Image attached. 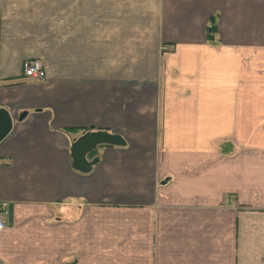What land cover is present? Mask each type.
<instances>
[{"label": "crops", "instance_id": "1", "mask_svg": "<svg viewBox=\"0 0 264 264\" xmlns=\"http://www.w3.org/2000/svg\"><path fill=\"white\" fill-rule=\"evenodd\" d=\"M0 107V264H264V0H0Z\"/></svg>", "mask_w": 264, "mask_h": 264}, {"label": "water", "instance_id": "2", "mask_svg": "<svg viewBox=\"0 0 264 264\" xmlns=\"http://www.w3.org/2000/svg\"><path fill=\"white\" fill-rule=\"evenodd\" d=\"M26 114V110L21 112L19 119L24 118ZM12 127V114L8 108L0 107V143L9 135ZM103 144L125 146L127 141L121 134L102 130V128L85 132L72 143L71 152L74 168L82 173L91 172L99 157L90 159L89 155Z\"/></svg>", "mask_w": 264, "mask_h": 264}, {"label": "built area", "instance_id": "3", "mask_svg": "<svg viewBox=\"0 0 264 264\" xmlns=\"http://www.w3.org/2000/svg\"><path fill=\"white\" fill-rule=\"evenodd\" d=\"M23 73L26 78L33 81L41 82L47 78V70L45 63L40 57L26 58L22 64ZM0 204V208H1Z\"/></svg>", "mask_w": 264, "mask_h": 264}, {"label": "trees", "instance_id": "4", "mask_svg": "<svg viewBox=\"0 0 264 264\" xmlns=\"http://www.w3.org/2000/svg\"><path fill=\"white\" fill-rule=\"evenodd\" d=\"M68 130H76V131L81 130L83 132V134L88 131V130H86L85 127L68 128Z\"/></svg>", "mask_w": 264, "mask_h": 264}, {"label": "flooded vegetation", "instance_id": "5", "mask_svg": "<svg viewBox=\"0 0 264 264\" xmlns=\"http://www.w3.org/2000/svg\"><path fill=\"white\" fill-rule=\"evenodd\" d=\"M90 159L95 157V151H93L90 155H89Z\"/></svg>", "mask_w": 264, "mask_h": 264}, {"label": "rangeland", "instance_id": "6", "mask_svg": "<svg viewBox=\"0 0 264 264\" xmlns=\"http://www.w3.org/2000/svg\"><path fill=\"white\" fill-rule=\"evenodd\" d=\"M47 70V69H46ZM47 75H48V73H47Z\"/></svg>", "mask_w": 264, "mask_h": 264}]
</instances>
